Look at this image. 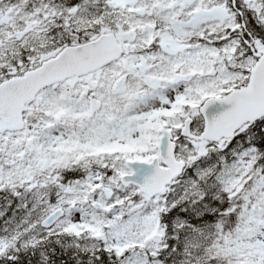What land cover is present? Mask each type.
<instances>
[{
  "label": "snow or ice",
  "instance_id": "6c2138e0",
  "mask_svg": "<svg viewBox=\"0 0 264 264\" xmlns=\"http://www.w3.org/2000/svg\"><path fill=\"white\" fill-rule=\"evenodd\" d=\"M0 264H264V0H0Z\"/></svg>",
  "mask_w": 264,
  "mask_h": 264
}]
</instances>
